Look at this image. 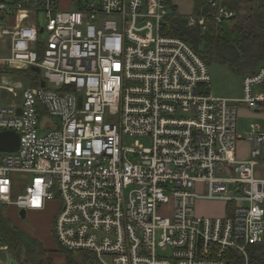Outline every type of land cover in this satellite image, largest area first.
<instances>
[{"label":"built area","instance_id":"1","mask_svg":"<svg viewBox=\"0 0 264 264\" xmlns=\"http://www.w3.org/2000/svg\"><path fill=\"white\" fill-rule=\"evenodd\" d=\"M207 3L216 22L235 15ZM168 16L169 0H0V78L3 66L35 68L44 82L0 79L21 89L19 104L0 105V131L19 137L0 151V207L42 212L58 199L55 241L94 264H264L250 257L264 243V130L250 124V157H236L237 104L264 102V66L242 77L239 99L211 94L209 65L166 33ZM184 18L206 29L204 14ZM197 201L223 215H199Z\"/></svg>","mask_w":264,"mask_h":264},{"label":"trees","instance_id":"2","mask_svg":"<svg viewBox=\"0 0 264 264\" xmlns=\"http://www.w3.org/2000/svg\"><path fill=\"white\" fill-rule=\"evenodd\" d=\"M72 2L75 7L82 4V0ZM221 2L234 10L235 15L216 22L212 19L209 9L199 13L207 18L206 29L203 32L198 27L188 28L186 19L175 17V11L169 5V16L165 21L166 33L189 42L208 65L215 63L226 66L242 77L253 74L264 66V4L255 2L248 11L240 13L239 0ZM2 71L24 78L29 86L40 85L39 74L32 68L13 70L3 66ZM260 87L264 90V82ZM0 222V235L18 264H51L46 250L34 237L10 224ZM59 250L64 254L65 264H87L89 261L85 252L61 248ZM250 257L255 262L264 258V243L254 246L250 251ZM232 262L238 264L239 257L233 255Z\"/></svg>","mask_w":264,"mask_h":264},{"label":"rangeland","instance_id":"3","mask_svg":"<svg viewBox=\"0 0 264 264\" xmlns=\"http://www.w3.org/2000/svg\"><path fill=\"white\" fill-rule=\"evenodd\" d=\"M65 5L69 8L72 7L74 4L71 3L70 0H64ZM91 1H98V0H82V2H91ZM261 3L264 4V0H239L238 4V11L240 13H245L248 11L250 6L254 3ZM41 23L43 22V17L40 16L39 18ZM3 55V52H0ZM209 76H210V92L216 96H227L232 92H241L242 95V80L239 74L232 72L226 66L219 65L212 63L209 65ZM256 88V87H255ZM21 102V94L20 91L18 94L14 95L13 93H8L3 89L0 90V105H6L10 103L19 104ZM46 121V118L42 120L41 129H43V125ZM135 139H139L140 142L145 144H150V140H143L138 137H124L123 143L127 146L134 145ZM20 176V175H19ZM23 180H27L29 175L22 174L20 176ZM197 191L200 192L201 188L198 186ZM222 203L221 202H209V201H197L194 205L195 211L201 215H213L214 211L220 210L222 212ZM59 201L58 199L52 200L47 203L46 207L42 212H33L27 211L24 217H21L19 211L13 207L12 205H3L0 207V221H3L7 224L16 227L17 229L21 230L33 236L43 248L48 250H53L59 248L57 242L54 240L52 234V225L54 215L58 209ZM212 212V213H211ZM1 223V222H0ZM157 239H159V233L157 234ZM52 264H64L62 255L60 253H53ZM88 255V254H87ZM54 256H58V258H54ZM89 263H93L90 256L88 255ZM96 264V263H95Z\"/></svg>","mask_w":264,"mask_h":264},{"label":"crops","instance_id":"4","mask_svg":"<svg viewBox=\"0 0 264 264\" xmlns=\"http://www.w3.org/2000/svg\"><path fill=\"white\" fill-rule=\"evenodd\" d=\"M70 1L71 3H73L72 0ZM59 4L62 8H68L65 5L64 0H59ZM169 5L175 11L176 14H179L183 18L196 13L198 14L203 13L205 10L209 9L207 0H169ZM22 70H26V69H22ZM1 78L5 82L8 81L16 84L28 85V82L24 78L20 76H16L14 74L2 73ZM241 80H242V76H241ZM19 91L21 93V89L18 90L17 93H19ZM255 91L264 93V90L260 86H257L255 88ZM221 97H226L230 99H239L241 97V92H232L227 96H221ZM250 124H255L260 130H264V102L260 103V105L257 106L256 108H249L243 103L237 104L236 132L237 135L239 136V139L236 145V157L238 159L246 160L250 157L251 143L249 142V140H247V134L250 131ZM261 153L263 160L258 164L256 168V175L258 177L264 178V145L262 146ZM222 215L223 213L222 212L220 213V210L219 211L216 210V212L214 211L213 215H206V216H222ZM44 249L46 250L48 257L51 260V264L54 255L53 253H60L62 255L65 264L64 254L59 250V248L54 249V251L48 250L46 248ZM54 258H58V256H54ZM0 264H18V263L13 258V254L11 250L8 249L7 251H0Z\"/></svg>","mask_w":264,"mask_h":264},{"label":"water","instance_id":"5","mask_svg":"<svg viewBox=\"0 0 264 264\" xmlns=\"http://www.w3.org/2000/svg\"><path fill=\"white\" fill-rule=\"evenodd\" d=\"M32 69H34L35 71L38 72L37 69H35V68H32ZM40 84H41V86H44L43 81H41ZM79 100H80V97H79ZM17 112L20 113L19 108L17 109ZM18 142H19V137L15 132L9 131V130L0 131V151H2V150L14 151L18 147ZM19 214L21 217L25 216V212L23 210H21L19 212ZM89 264H92V263H89Z\"/></svg>","mask_w":264,"mask_h":264}]
</instances>
